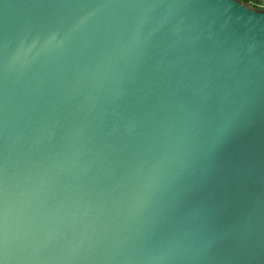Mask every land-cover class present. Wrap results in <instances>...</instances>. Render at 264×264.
<instances>
[{"label": "water", "instance_id": "95a60500", "mask_svg": "<svg viewBox=\"0 0 264 264\" xmlns=\"http://www.w3.org/2000/svg\"><path fill=\"white\" fill-rule=\"evenodd\" d=\"M0 264H264V10L0 0Z\"/></svg>", "mask_w": 264, "mask_h": 264}, {"label": "built area", "instance_id": "2783aa9c", "mask_svg": "<svg viewBox=\"0 0 264 264\" xmlns=\"http://www.w3.org/2000/svg\"><path fill=\"white\" fill-rule=\"evenodd\" d=\"M249 3L251 4L252 7H255V8L260 9V10H264V5L253 4L252 2H249Z\"/></svg>", "mask_w": 264, "mask_h": 264}, {"label": "rangeland", "instance_id": "374dc122", "mask_svg": "<svg viewBox=\"0 0 264 264\" xmlns=\"http://www.w3.org/2000/svg\"><path fill=\"white\" fill-rule=\"evenodd\" d=\"M248 2H253V3L260 4V5H264V2L262 0H248Z\"/></svg>", "mask_w": 264, "mask_h": 264}, {"label": "trees", "instance_id": "16d2710c", "mask_svg": "<svg viewBox=\"0 0 264 264\" xmlns=\"http://www.w3.org/2000/svg\"><path fill=\"white\" fill-rule=\"evenodd\" d=\"M238 1L243 2L245 4H248V5H251L247 0H238Z\"/></svg>", "mask_w": 264, "mask_h": 264}, {"label": "crops", "instance_id": "0c3cea01", "mask_svg": "<svg viewBox=\"0 0 264 264\" xmlns=\"http://www.w3.org/2000/svg\"><path fill=\"white\" fill-rule=\"evenodd\" d=\"M264 2V0H262ZM253 3V2H252ZM253 4H257V3H253Z\"/></svg>", "mask_w": 264, "mask_h": 264}]
</instances>
